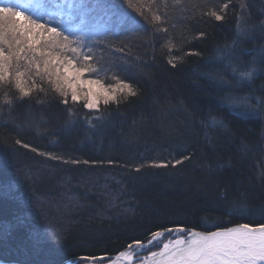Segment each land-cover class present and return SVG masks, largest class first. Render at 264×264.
Listing matches in <instances>:
<instances>
[{"label":"trees","instance_id":"obj_1","mask_svg":"<svg viewBox=\"0 0 264 264\" xmlns=\"http://www.w3.org/2000/svg\"><path fill=\"white\" fill-rule=\"evenodd\" d=\"M53 1L9 0L33 16L55 15ZM118 2L101 0L99 30L115 34L94 55L115 64L135 97L89 111L64 105L47 80L22 100L13 84L0 86V261H106L157 229L264 224V0ZM226 45L233 65L217 57ZM249 95L258 111L241 116L244 105L230 101Z\"/></svg>","mask_w":264,"mask_h":264},{"label":"snow or ice","instance_id":"obj_2","mask_svg":"<svg viewBox=\"0 0 264 264\" xmlns=\"http://www.w3.org/2000/svg\"><path fill=\"white\" fill-rule=\"evenodd\" d=\"M64 3L63 8L57 6L55 15L46 12L33 16L22 10L26 5L17 6L9 0H0V86L13 84L20 94L18 99L22 100L29 97L34 89L44 90L37 84V79L41 82L47 80L63 98L61 102L64 105L67 106L69 100L72 104L83 102V108L96 111H99L101 100L104 105H109L119 104L121 95L125 99L128 96L135 97L137 91L114 71L115 64L104 67L94 55V49L115 34L107 29L99 30L104 27L99 24L100 17L96 15L105 9L101 0H92L91 4L88 0H64ZM124 3L130 8L134 7L133 0H124ZM112 14L116 15L114 9ZM140 14L145 15L143 11ZM211 15L216 20L222 19L215 11ZM120 19L123 22V17ZM5 21L10 23L5 24ZM153 21H161V16L154 14ZM134 22L128 18V23ZM157 31L167 33L166 28L158 27ZM237 31L239 33L243 30L238 26ZM199 35L203 36L202 33ZM172 47L174 45L169 44V49ZM258 55L259 62H264V47L258 50ZM217 57L226 65H233L234 57L229 46L218 48ZM177 59L180 58L173 57L168 63L175 67L174 60ZM108 71H113L111 83H105L99 78L101 73ZM232 71L236 73L237 68L233 66ZM256 74L254 68L239 72L237 80L250 82ZM220 79L224 83L223 78ZM27 80L32 81L31 87H25ZM250 100L249 95L233 98L230 102L242 103L244 111L239 115L247 116L249 112L258 111ZM4 102L11 104L12 100L6 95ZM258 103H264V100ZM68 114H73L71 108ZM102 118L94 117L97 120ZM216 124L227 127L222 120L213 118V125ZM175 163L180 164L181 161ZM156 166L167 165L161 163ZM164 232L176 234L177 239L163 245L159 253L162 264H264V224L255 228L244 224L207 234H198L178 226L153 232L152 239L162 236ZM185 232L187 238L183 237ZM133 245L143 247L140 240H134L129 248ZM151 256L155 258L157 253H151Z\"/></svg>","mask_w":264,"mask_h":264},{"label":"bare ground","instance_id":"obj_3","mask_svg":"<svg viewBox=\"0 0 264 264\" xmlns=\"http://www.w3.org/2000/svg\"><path fill=\"white\" fill-rule=\"evenodd\" d=\"M261 224L255 225V226H259ZM231 225L226 226V228H233L230 227ZM164 229H157L153 232H157V231H162ZM196 232V231H195ZM198 233V232H196ZM184 234H186L185 236L183 235L184 238H187V233L185 232ZM200 234V233H198ZM152 237V236H151ZM159 238V237H157ZM177 239V237L173 238V239H165L163 240V242L160 243L161 247L158 250H154V251H149L146 253V255L141 258L138 259V261H136L137 258H134L132 254H130L129 252L126 253V251L122 250L119 251L118 253L114 254L113 257L105 262H81V263H76V264H162V258L160 257L159 253L161 251V249L163 248V245L165 243H169L173 240ZM149 241H154V240H147V241H141L143 247H141V250L139 251L140 254H142V252L144 253V251L152 245V243H149ZM133 244V243H132ZM154 245V244H153ZM143 248V249H142ZM151 253H157V256L155 258H153L151 256ZM0 264H22V263H18V262H11V263H5V262H0Z\"/></svg>","mask_w":264,"mask_h":264},{"label":"rangeland","instance_id":"obj_4","mask_svg":"<svg viewBox=\"0 0 264 264\" xmlns=\"http://www.w3.org/2000/svg\"><path fill=\"white\" fill-rule=\"evenodd\" d=\"M122 2H118V3H123L124 2V0H121ZM54 2V4H56L57 6L59 5L58 4V1L57 0H54L53 1ZM121 5H123V4H121ZM124 6V5H123ZM130 11H132L129 7H127ZM5 24H9L10 22L9 21H5L4 22ZM85 78H87V77H85ZM95 78V77H94ZM103 101L101 100L100 101V103H102ZM83 103V102H82ZM86 110H88V109H86ZM89 111H93V110H89ZM244 224H246V223H239V224H232L230 227H232V226H235V225H244ZM176 228V227H175ZM184 228V227H183ZM172 229H174V228H172ZM218 229H220V228H216V229H213L214 231H216V230H218ZM190 230V229H189ZM193 230H195V229H193ZM213 230H211V231H213ZM211 231H209V232H211ZM184 235H186V234H184ZM152 235H150V237H151ZM175 237H177V235L176 234H168L167 232H164L163 233V235L162 236H160L159 238H156L153 242H152V245L154 244L155 245V247H154V249L155 250H158L160 247H161V245H160V243L161 242H163V240H165V239H172V238H175ZM149 238V237H148ZM147 238V239H148ZM143 249V248H142ZM141 250V247H137V246H135V245H133L131 248H129V246L128 247H126V249L124 250V251H126V253H130V254H132L133 255V257L134 258H137L136 259V261H138V259L139 258H141L142 257V259H143V257L145 256L144 255V253L142 252V254H140L139 253V251ZM78 258H82V259H78ZM78 258H75L74 260H68V261H65L64 263H62V264H74V263H81V262H79L80 260H85L84 262H86V261H90L89 259L87 260V259H83V257H78ZM100 259V258H99ZM99 259H95V260H91V261H94V262H100V261H98ZM0 262H5V261H0ZM5 263H7V262H5Z\"/></svg>","mask_w":264,"mask_h":264},{"label":"water","instance_id":"obj_5","mask_svg":"<svg viewBox=\"0 0 264 264\" xmlns=\"http://www.w3.org/2000/svg\"><path fill=\"white\" fill-rule=\"evenodd\" d=\"M248 225H250V224H248ZM238 225H235V226H232L233 228H236ZM251 227H253V228H255V227H257V226H255V225H250ZM224 229H228V228H224ZM224 229H218V230H224ZM218 230H216V231H218ZM216 231H214V232H216ZM196 232H198V233H200V234H207V233H205V232H201V231H196Z\"/></svg>","mask_w":264,"mask_h":264}]
</instances>
